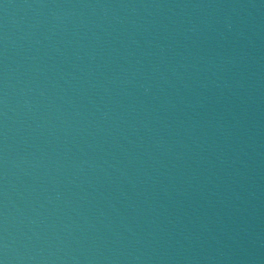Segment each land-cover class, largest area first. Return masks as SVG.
<instances>
[{"label": "water", "instance_id": "95a60500", "mask_svg": "<svg viewBox=\"0 0 264 264\" xmlns=\"http://www.w3.org/2000/svg\"><path fill=\"white\" fill-rule=\"evenodd\" d=\"M0 264H264V0H0Z\"/></svg>", "mask_w": 264, "mask_h": 264}]
</instances>
